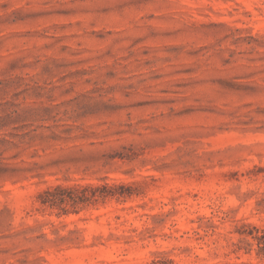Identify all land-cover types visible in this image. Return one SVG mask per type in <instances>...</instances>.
Masks as SVG:
<instances>
[{
	"label": "rangeland",
	"instance_id": "rangeland-1",
	"mask_svg": "<svg viewBox=\"0 0 264 264\" xmlns=\"http://www.w3.org/2000/svg\"><path fill=\"white\" fill-rule=\"evenodd\" d=\"M0 264H264V0H0Z\"/></svg>",
	"mask_w": 264,
	"mask_h": 264
}]
</instances>
